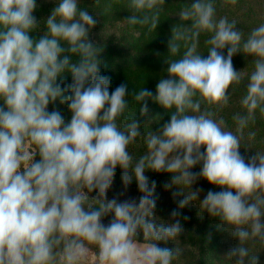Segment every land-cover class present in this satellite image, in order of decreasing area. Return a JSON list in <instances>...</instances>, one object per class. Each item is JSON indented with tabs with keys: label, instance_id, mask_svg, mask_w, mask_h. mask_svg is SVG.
I'll list each match as a JSON object with an SVG mask.
<instances>
[{
	"label": "clouds",
	"instance_id": "9594fccd",
	"mask_svg": "<svg viewBox=\"0 0 264 264\" xmlns=\"http://www.w3.org/2000/svg\"><path fill=\"white\" fill-rule=\"evenodd\" d=\"M164 6L127 0L124 21L157 30ZM38 7L0 0V264H176L190 219L182 210L194 203L237 241L223 256L230 264H259L252 249L264 248V148L254 145L264 120V22L245 33L217 15L216 0H191L171 26L155 93L142 87L129 95L126 83L110 91L101 71L104 46L90 39L98 16L81 0H54L38 21ZM237 54L251 58L250 72L234 68ZM241 83L232 129L222 113ZM129 97L139 116L128 115ZM148 101L170 119L161 123ZM57 104L67 105L69 120L58 107L49 111ZM153 123L160 126L145 131ZM138 141L144 150L135 156ZM117 168L120 195L134 181L138 199L108 198ZM148 171L170 175L164 188L176 207L167 221L156 214ZM201 179L220 190L199 199L204 190L193 185Z\"/></svg>",
	"mask_w": 264,
	"mask_h": 264
},
{
	"label": "trees",
	"instance_id": "16d2710c",
	"mask_svg": "<svg viewBox=\"0 0 264 264\" xmlns=\"http://www.w3.org/2000/svg\"><path fill=\"white\" fill-rule=\"evenodd\" d=\"M247 3L243 13L237 12L235 16L229 19H236L238 21V27L243 29L245 33L252 27L257 26L259 23L264 22V0H243ZM39 5L38 9L34 12L37 20L46 18L51 9L54 7V0H36ZM110 0H99V4L95 0H81V7L86 8L92 14L98 16V24L104 23H122L126 32L123 33L124 37L116 43L99 42L104 46L102 53V59L105 61L106 67L101 66V71L104 75L111 77L110 91L115 89L121 83L128 85L129 95L132 90L138 91L142 87H146L155 93V86L163 73V70L167 67L163 63L162 55L167 52V40L170 37V30L173 23L177 22L180 8L190 3L191 0H165L164 11L161 14V23L157 30L149 32L146 28L129 29L124 21V17L127 16L128 10L126 8L127 0H119L118 3H114L110 11H105V6ZM43 27V23L41 25ZM206 37H201V43L199 51L204 52L207 50V45L204 44ZM160 53L161 55H157ZM226 55V50H225ZM207 56V53H204ZM233 65L236 70H242L250 72L252 70L251 58L245 57L242 54H237L233 57ZM166 76V73H163ZM71 83V77H67L64 84ZM244 84L236 86L234 92L231 93L229 106L224 109L222 115H224L228 125L234 129V123L231 120V115L234 112L241 111V105L239 103L242 95L244 94ZM130 109L128 115H133L137 109L138 104L131 100ZM149 107L152 113H161V123L170 119V116L163 113L158 105L148 101ZM53 107H58L66 120L70 119V112L67 105H49V111ZM137 116L139 113L137 111ZM143 123V122H142ZM160 125L153 123L151 126L145 127V131L156 130ZM255 129L258 132L257 143L254 147L259 150L264 148V120H257ZM135 156L142 154L143 144L142 141H138L130 149ZM241 153L245 154V150L241 148ZM254 149L249 150L247 155L254 154ZM193 171H199V166ZM151 181L156 182V195L158 196L156 214L161 219L167 221L170 219V212L176 207L172 200L171 192L165 190L164 184L170 180V175L167 173H155L148 171L145 173ZM196 188H202L204 191L200 193L199 199H203L204 195L209 189L219 191V188H214L207 181L201 179L193 185V190ZM123 191V185L121 182V170L117 168L116 175L112 188L109 190L107 196L109 199L118 197L119 199L125 198H139L136 183H133L128 187L125 195L121 196ZM92 195H95L93 193ZM183 214L190 219L184 223L185 233L181 235L180 240L176 241V245L183 250V255L179 258L176 264H230L229 261L223 257L229 249H231L237 241L234 240L230 234L226 231H218V220L212 219L205 213L203 217L198 214L199 207L197 204L182 210ZM105 219V223L108 222ZM210 237V239H209ZM170 247L175 246L169 244ZM252 251L259 256V264H264V248L256 246Z\"/></svg>",
	"mask_w": 264,
	"mask_h": 264
},
{
	"label": "rangeland",
	"instance_id": "374dc122",
	"mask_svg": "<svg viewBox=\"0 0 264 264\" xmlns=\"http://www.w3.org/2000/svg\"><path fill=\"white\" fill-rule=\"evenodd\" d=\"M217 5H218V11L217 15L218 16H223L227 15L228 18L233 17L237 15L236 13H243V9H245V1L243 0H238V4L236 6H224L220 7L222 4V0H216ZM126 30L123 26L122 23H104V24H97L96 27L92 30L90 33V39L95 41L96 43L99 44V42H106L110 43L113 45H117L123 37Z\"/></svg>",
	"mask_w": 264,
	"mask_h": 264
}]
</instances>
